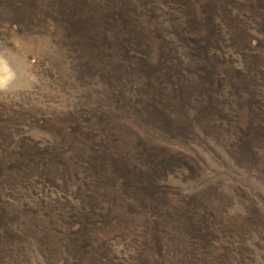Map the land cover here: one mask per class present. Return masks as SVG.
<instances>
[{"label": "rangeland", "instance_id": "1", "mask_svg": "<svg viewBox=\"0 0 264 264\" xmlns=\"http://www.w3.org/2000/svg\"><path fill=\"white\" fill-rule=\"evenodd\" d=\"M0 264H264V0H0Z\"/></svg>", "mask_w": 264, "mask_h": 264}, {"label": "clouds", "instance_id": "2", "mask_svg": "<svg viewBox=\"0 0 264 264\" xmlns=\"http://www.w3.org/2000/svg\"><path fill=\"white\" fill-rule=\"evenodd\" d=\"M0 87H3V82L2 81H0Z\"/></svg>", "mask_w": 264, "mask_h": 264}]
</instances>
